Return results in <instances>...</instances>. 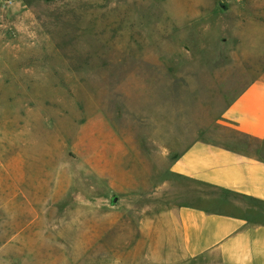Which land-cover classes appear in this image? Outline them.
I'll return each mask as SVG.
<instances>
[{
    "label": "rangeland",
    "instance_id": "374dc122",
    "mask_svg": "<svg viewBox=\"0 0 264 264\" xmlns=\"http://www.w3.org/2000/svg\"><path fill=\"white\" fill-rule=\"evenodd\" d=\"M260 76L264 0H0V168L23 158L51 202L8 264H220L183 253L157 134L253 149L222 112Z\"/></svg>",
    "mask_w": 264,
    "mask_h": 264
},
{
    "label": "crops",
    "instance_id": "0c3cea01",
    "mask_svg": "<svg viewBox=\"0 0 264 264\" xmlns=\"http://www.w3.org/2000/svg\"><path fill=\"white\" fill-rule=\"evenodd\" d=\"M222 122L256 147L229 144L227 136L172 135L162 126L157 138L164 147L153 157L154 164L159 160V169L175 176L190 198L179 203L173 214L186 256L216 255L220 264H264V155L259 151L264 147L262 76L229 96ZM4 152L0 264H8L11 255L30 253L23 240L40 233V225L46 221L40 207L51 203L48 197L41 198L40 178L27 171L24 159ZM93 157L103 159L98 151ZM100 174L103 176L102 167Z\"/></svg>",
    "mask_w": 264,
    "mask_h": 264
}]
</instances>
